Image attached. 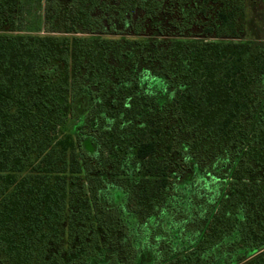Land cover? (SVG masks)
<instances>
[{"label": "trees", "instance_id": "obj_1", "mask_svg": "<svg viewBox=\"0 0 264 264\" xmlns=\"http://www.w3.org/2000/svg\"><path fill=\"white\" fill-rule=\"evenodd\" d=\"M87 2L45 0L69 36L25 31L26 0H0V264H264V43L233 39L246 0L220 1L216 39L160 51L153 80L76 34Z\"/></svg>", "mask_w": 264, "mask_h": 264}, {"label": "flooded vegetation", "instance_id": "obj_2", "mask_svg": "<svg viewBox=\"0 0 264 264\" xmlns=\"http://www.w3.org/2000/svg\"><path fill=\"white\" fill-rule=\"evenodd\" d=\"M220 1L88 0L94 26L85 28L86 35L82 36L111 40L109 59L114 74L127 71L131 76L153 80L160 67L159 52L172 41L216 39V30L211 27L222 7ZM144 31L149 33L148 39L140 37ZM238 34L234 40H240V31ZM144 112H150L146 116L156 115L154 108Z\"/></svg>", "mask_w": 264, "mask_h": 264}, {"label": "rangeland", "instance_id": "obj_3", "mask_svg": "<svg viewBox=\"0 0 264 264\" xmlns=\"http://www.w3.org/2000/svg\"><path fill=\"white\" fill-rule=\"evenodd\" d=\"M246 17L244 23V32L240 39L253 43L254 45H260L264 43V0H246ZM45 0H26L25 14L22 17V25L25 31L32 33H38L40 35H69L73 36L74 33H68L65 31H53V25L48 23L45 18ZM55 25H61L60 19L56 20ZM37 29H39L37 31ZM149 34V33H148ZM147 31H144L143 38H149ZM77 35H86L83 30H80ZM133 39V38H128ZM150 48L152 46L149 45ZM153 90V89H152ZM150 114V112H145ZM159 121V120H158ZM163 123V121H160ZM164 124V123H163ZM174 123L172 120L169 121L168 125L165 126L170 128ZM176 160V157H173ZM175 169H172L174 172ZM85 177V176H83Z\"/></svg>", "mask_w": 264, "mask_h": 264}]
</instances>
